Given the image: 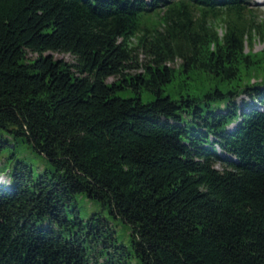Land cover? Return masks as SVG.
<instances>
[{"label":"trees","instance_id":"1","mask_svg":"<svg viewBox=\"0 0 264 264\" xmlns=\"http://www.w3.org/2000/svg\"><path fill=\"white\" fill-rule=\"evenodd\" d=\"M250 13L247 0H0V151L20 138L51 166L34 178L18 160L0 186V264H264V49L244 48L264 26ZM249 70L263 76L189 91ZM176 80L185 93L162 94ZM76 194L128 224L130 248L106 217L68 209Z\"/></svg>","mask_w":264,"mask_h":264},{"label":"rangeland","instance_id":"2","mask_svg":"<svg viewBox=\"0 0 264 264\" xmlns=\"http://www.w3.org/2000/svg\"><path fill=\"white\" fill-rule=\"evenodd\" d=\"M248 9L251 12L250 14L254 16V19L258 22H261L264 26V0H247ZM156 18L153 16L151 23L155 22ZM216 28L219 33L223 32L224 23L221 19L215 20ZM135 38L131 39V43L135 44ZM245 51H253L257 52L264 49V33H259L257 35L252 36L251 38L244 41ZM54 56L58 59H63L67 62H74V58L68 53H54ZM34 57V55H31ZM138 64V66L132 67L129 69V73L135 74L142 72V66L147 57L139 50L138 52H134V58ZM180 63L179 59H176L174 62H170L169 66L177 67ZM263 76V73H257L253 70L244 71L241 74L239 81L233 80L230 83H225L221 81H217L211 79V81L200 84L196 87L194 82L187 80L191 83L189 90L193 95H201L202 91L207 89L208 87H218L222 91H226L227 89H231L233 86H243L245 83L249 81H254V79H260ZM114 80V77L107 78V82H111ZM178 80L173 84L174 86H166L163 87L162 94H172L175 97L178 96L177 92H184V89H180L178 86ZM264 88V86H263ZM185 93V92H184ZM117 95L121 97L135 96L136 93L130 89H119L117 91ZM141 99L143 102H148L154 99V95L145 90H141L140 93ZM226 98V97H225ZM247 100L248 103H251L252 100L248 98L246 95H242L236 99L238 103H240L241 99ZM202 104V102H199ZM233 127V125L228 126V128ZM4 134V133H3ZM10 146L4 147L0 151V186L11 183L9 171L12 169L16 161L20 160L29 164L32 169L33 177L36 178L39 174L44 172L45 170L51 169L49 161L35 149L30 147V145L22 141V139L18 138L12 139L8 136ZM15 144V147L12 145ZM217 168L221 169V166L216 165ZM76 207L78 210V215L83 220H86L93 213H99L103 217H106L110 221L111 229L114 231L116 245H124L125 247L130 248V228L129 225L123 222L120 218L114 217L111 215L106 208H102L100 203L95 199H91L84 194H76L74 198L71 200V205L68 209L72 207ZM71 215V213H70ZM106 257V256H104ZM103 257H100L99 262L95 264H103ZM124 264H139L138 259L134 257L131 253L130 256L125 258Z\"/></svg>","mask_w":264,"mask_h":264}]
</instances>
